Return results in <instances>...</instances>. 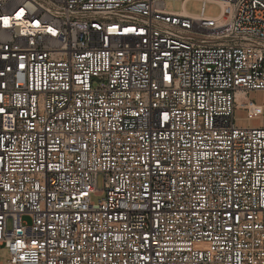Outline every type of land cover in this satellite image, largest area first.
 <instances>
[{
    "label": "built area",
    "instance_id": "built-area-1",
    "mask_svg": "<svg viewBox=\"0 0 264 264\" xmlns=\"http://www.w3.org/2000/svg\"><path fill=\"white\" fill-rule=\"evenodd\" d=\"M187 1L0 0V264H264V0Z\"/></svg>",
    "mask_w": 264,
    "mask_h": 264
},
{
    "label": "rangeland",
    "instance_id": "rangeland-1",
    "mask_svg": "<svg viewBox=\"0 0 264 264\" xmlns=\"http://www.w3.org/2000/svg\"><path fill=\"white\" fill-rule=\"evenodd\" d=\"M164 1L165 9L168 11H180L182 8V0H162ZM184 9L190 14H199L203 9V14L209 17H215L220 12V7L214 3H205L202 5V2L199 0H188L184 4ZM238 101L240 103L252 102L256 105L264 106V91H249L247 93H240L238 95ZM234 123L238 127H247V128H260L264 127V113L263 115L248 119L246 117V111L241 107H237L234 112ZM96 187L98 189L103 188V179L101 176H98ZM102 196L92 194L91 199L94 202L101 200ZM7 258V251L4 248L0 250V259L5 260Z\"/></svg>",
    "mask_w": 264,
    "mask_h": 264
}]
</instances>
